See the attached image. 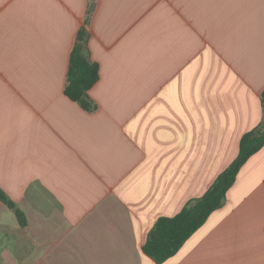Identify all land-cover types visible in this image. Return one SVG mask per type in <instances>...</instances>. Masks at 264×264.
<instances>
[{
  "label": "crops",
  "instance_id": "0c3cea01",
  "mask_svg": "<svg viewBox=\"0 0 264 264\" xmlns=\"http://www.w3.org/2000/svg\"><path fill=\"white\" fill-rule=\"evenodd\" d=\"M87 20V25L85 24ZM85 26L94 112L64 95ZM264 0H0V264H156L264 119ZM162 264H264V145Z\"/></svg>",
  "mask_w": 264,
  "mask_h": 264
},
{
  "label": "trees",
  "instance_id": "16d2710c",
  "mask_svg": "<svg viewBox=\"0 0 264 264\" xmlns=\"http://www.w3.org/2000/svg\"><path fill=\"white\" fill-rule=\"evenodd\" d=\"M85 24L87 25V20ZM89 38L85 26L77 31L69 54L64 95L82 110L94 112L96 105L88 92L99 80V66L90 57ZM260 102L264 111V90L260 95ZM263 145L264 119L259 127L241 137L234 161L200 198L188 202L175 216L161 217L154 223L143 244V253L156 264H162L174 256L182 244L206 222L210 214L223 205L226 192L233 185L240 168ZM0 202L13 211L21 226H25L23 212L1 189Z\"/></svg>",
  "mask_w": 264,
  "mask_h": 264
}]
</instances>
